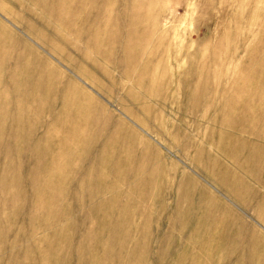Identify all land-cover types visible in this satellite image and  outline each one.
I'll list each match as a JSON object with an SVG mask.
<instances>
[{
    "label": "rangeland",
    "instance_id": "1",
    "mask_svg": "<svg viewBox=\"0 0 264 264\" xmlns=\"http://www.w3.org/2000/svg\"><path fill=\"white\" fill-rule=\"evenodd\" d=\"M133 24L142 28L137 27L139 39L131 41ZM0 32L4 67L17 62L40 75L50 71L49 65L58 74L51 110L39 103L23 107L33 115L37 108L44 112L30 120L36 132L31 143L14 148L24 152L19 161L5 152L8 138L0 137V264H41L50 255L54 264H115L107 253L115 220L102 221L101 214V227L89 218V204L80 207V216V208L69 202L70 184L80 176L81 164L70 169L71 183L61 196L69 197V221L61 223L55 218L59 211L45 208L57 204L63 213L66 201L58 197L39 204L29 198L34 192L28 167L34 166L28 146L61 111L65 90L74 100L88 95L87 115H98L96 128L85 129L87 145H75L76 153L101 145L102 137L92 139L100 128L118 129L139 177L150 182L146 199L135 184L119 186L121 192L135 191L122 202L127 208L137 202L151 215L145 237L136 232L144 228V218L131 217L135 242L152 249L148 264H173L182 256V264H264V0H0ZM27 88L29 81L16 95L1 90L8 104L0 103V113L7 107L13 116L6 115L14 120L12 109H21L12 106L11 97ZM8 115L0 120H5L0 126L4 133L13 128ZM103 178L110 182L114 176ZM37 205L45 210H34ZM89 228L96 236H86ZM63 229L59 237L56 232ZM210 235L225 236V248ZM32 238L48 242L28 249ZM119 245L112 246L118 255L125 253Z\"/></svg>",
    "mask_w": 264,
    "mask_h": 264
},
{
    "label": "bare ground",
    "instance_id": "2",
    "mask_svg": "<svg viewBox=\"0 0 264 264\" xmlns=\"http://www.w3.org/2000/svg\"><path fill=\"white\" fill-rule=\"evenodd\" d=\"M93 5H95V4H93ZM46 6H48V5H46ZM51 8H52V6H51ZM44 9H45V6H44ZM56 10H58V9H56ZM56 10L54 7V11H56ZM145 10L146 9H144V11ZM45 11H46V9H45ZM49 11H48V13H49ZM138 12L139 11L137 10V13ZM7 14H9V13H7ZM143 15L146 16L145 12H143ZM146 17H144V18L148 19L149 13L147 14ZM103 21H105V20L103 19ZM67 24H70V23H67ZM137 27L142 28L140 24H137L136 26L133 24L131 28L129 27L130 31L128 32V37L131 41L133 39L134 40L139 39L138 36H139L140 28H137ZM70 28H73V27L70 26ZM4 32H5V30L2 29V33H4ZM70 33H71V31H70ZM2 39L3 38H1V32H0V91L7 89L11 92H14V94H15L16 92H18V90L20 91L21 88H23V86L26 82L29 81V88H27L28 89L27 92L25 91V93H19L16 97L12 94L13 95L12 97H14V98L11 97L12 102H13L12 106H17V107H20V109H21V110H19L18 108L14 109L10 105V107L13 108L12 110L17 112L16 118H14V120L10 118V116L12 117L13 115L11 112H10V114H11L10 115L5 110V109H7V107L6 108L4 107L5 108L4 111L2 110V112L0 113V120L7 117V115L9 114L10 116L9 115L8 116L13 122V125H12L13 128L9 132L4 133V131H0V137L3 136V134H4V137L8 138L9 145H7L8 147L5 149V152L7 154L13 153L14 156L16 157L14 159H18V161H19L21 159L20 154H23L24 152L21 153V151H18L16 149L15 150L17 152L16 153L13 150L15 147H17L22 142H24V144L25 143L27 144L29 142L28 139L32 138L35 135V133H36L34 131L35 128H34V126L31 125L30 120L34 119L36 117V115L42 114V111H43V109L41 111V108H37V109H35L36 115H33V113L27 112L26 108H23V107H25V105L29 104V103H33V104L39 103V105L40 104L41 105L46 104V106L51 110V104H49V103L52 100L51 99V96H52L51 91L53 88L52 84H53V80L56 78L55 74L56 75H58V74L53 70V68L49 67V65H45L44 62L42 64H44L50 71L43 73V74H41L42 71L41 72L39 71L40 75L38 73L35 74L32 70L33 68L30 69V67H28V65H25V64L20 65L17 62H15L13 64L10 63L11 64L10 66L6 65V67H4L5 66L4 65L5 64L4 58L6 56V52L4 49L1 48ZM93 45H95L96 49L98 50V48H99L98 43L94 44V42H93ZM139 45H140V43H139ZM12 50H13V48H12ZM94 50H95V48H94ZM129 50H131V49H128V51ZM9 55H11L10 52H9ZM15 56H17V55H15ZM38 57H39V55H38ZM16 58H18V57H16ZM19 59H17V60H19ZM26 59H27V57H26ZM26 59H24V60H26ZM130 60H132V59H130ZM19 62H21V61H19ZM131 62L135 63L133 61H131ZM15 65L17 66L15 68L16 70L13 69ZM44 65H42L41 67H43ZM38 66L40 67V65H38ZM9 68L12 69V71H9L10 70ZM17 72L19 73V75H21V77H19ZM54 84H55V82H54ZM53 90H55V88H53ZM70 93H72V92H70ZM76 95L77 94H75L74 96H76ZM75 98H77V97H75ZM78 98L79 99L74 100L70 96L69 91L65 90L62 93V96L60 99V100H63L62 101L63 104L59 100L61 103V106H62V108L60 109L61 111H59L58 114H55V115L53 114L52 121L50 124H47V122L44 123V124H47L45 126V130L43 129L45 131V134L40 135V134H42V133H40L38 136H36L33 143L31 144V146H28L29 149L28 148H27L28 150L26 149L27 152H29L30 157L32 158L30 161L34 166L33 169H31L27 166V165H29V164H26V163H28L26 160L29 159V156L27 155V159L26 160L23 159V161H25L26 166L28 167V169H30L29 172H31V175L33 176V180H32L31 185L33 186L32 191L34 192L33 197H32V194L30 193L31 197H29V198H33V200L36 201L37 203H39V202L46 203V201L48 199L56 200V198H58V197H59L58 199L60 200L61 203L65 202V201L67 202L68 201L67 199L69 197L67 196L66 198L65 197L63 198L61 196L64 194V192H63L64 187L71 183L72 178L70 176V169L74 166V164H81L82 165V169H81L82 173H80L81 172L80 171L79 172L80 176L75 178V180L72 181L73 183L70 184L73 186V189L72 188H71L72 190L70 189L71 191L69 193V195H70L69 202H71V201L74 202L73 204H74V207L76 210H77V208H80L84 204H89L90 206L88 208L87 214L89 215V218H91V220L94 221L95 223H98L99 226H101L100 225L101 218H102V221H108L107 218H109V217H111L112 221H113V219L115 220L114 221L115 225H114V223H112L113 226H111V227H113V229L111 230V227H110L111 231H109L112 233V234H109L110 237L108 238L109 244H111L110 245L111 247H108L109 244L107 245V253L115 264H148L147 260H151V258L153 257L152 249L149 247V245H147L145 243H142V242L140 243V241L135 242L134 237H133V232L136 229H132V227H131V224H132V222H131L132 218L131 217H138L140 219L144 218V219H142L143 222L145 223L144 228L137 229L136 232L144 234V237H145V235L147 233L148 223L151 219V215L146 214L145 211L143 213L142 212L143 210L140 208V205L137 202H136V205L134 206V208H127L123 203H125L127 200H130L133 192H135V191L132 189V190H126L125 192H121V189L119 188V186L125 184L126 186L131 187L135 184L137 187V191L141 190L144 193L142 199H146L148 197V196H146V193H147V191H149V183L150 182L148 180H143L142 178L139 177L140 169L139 168L136 169V167L134 165V159L132 158L131 153L126 152L125 146H124L125 138L123 137L122 132H120V130H118V129H112L111 127L108 128L106 126H104L103 128H100V130H98L96 132V136L92 135L93 136L92 139H93V141H96V140H98V138L102 137L101 145H99L97 148L94 149V147H91V145L94 144L91 141L93 143L90 145L91 148H86L85 151L82 153H81V151H80V153H76L75 150L77 148L75 149L74 146L77 144H79V146H82V144L88 143V141L85 142L86 139L88 140V138H86V136L84 134L85 131L87 132V130H85V129H88V132L90 130H92L93 128L95 129L96 125H97L96 124L97 123L96 118L98 116L97 114H95L96 116L94 114L87 115V111H89L91 109L90 104H89L90 99H89L88 95L83 94ZM0 103L7 105L8 104L7 98L0 96ZM6 105H3V106H6ZM5 111L8 113L7 115H6ZM57 111H58V109H57ZM9 118L6 119L7 123H9V121H8ZM3 121H5V120H3ZM2 122L0 121V124ZM101 123L102 122L100 121V126H101ZM4 124H6V123L4 122ZM6 125H11V124H6ZM0 126H2V124ZM4 126L5 125H3V128H4ZM123 127H124V125H123ZM91 134H93V133H91ZM22 135H24V136H22ZM53 139H55V140L52 141ZM27 140H28V142H26ZM49 142H51V143H49ZM29 143H31V142H29ZM95 144H96V142H95ZM81 150H82V148H81ZM27 152H26V154H28ZM75 157L77 158L76 161L74 160ZM1 160L2 159L0 158V162H1ZM7 161H9V160H7ZM2 162H3V160H2ZM14 164H13V166H14ZM1 165H0V167H1ZM15 165H17V164H15ZM2 166H4V165H2ZM13 166L11 169H13ZM16 167L17 166H15L14 169H16V171H17L19 166L17 168ZM22 167H23V165H22ZM1 169H2V167H1ZM5 170H7V169H5ZM6 172H8V170ZM18 172L20 173V171H18ZM21 172L24 173V171H22V170H21ZM106 173L114 176V179H112V181H110V182H107L105 180V178H103V176ZM5 174H3V175H5ZM24 174L26 176V172ZM7 175H8V173H7ZM40 175H43V177ZM2 177H4V176H2ZM6 177H8V176H6ZM29 177H30V175H29ZM40 177H41V179H40ZM16 178L18 179V177H16ZM93 178H97L98 180L95 181L93 184H91L90 182L92 181ZM4 179H5V177H4ZM1 180H3V179L0 177V181ZM21 180H22V178H21ZM3 182H5V181H3ZM18 182H20L19 179H18ZM25 182H26V180H25ZM27 182H29V181H27ZM16 186H19V185L16 184ZM88 188L92 189L93 192H91L89 194L87 192ZM66 190H68V189H66ZM19 194H20V192H19ZM48 201H50V200H48ZM69 202H67V204H65V207H63L64 204L62 205V207L65 208L63 213L61 212V208L57 204H47V206L45 204H43V205H44V207L46 206L45 207L46 209L48 207L49 211H59L58 212L59 214L57 212H55V214L57 213L58 215L56 214L57 216L56 217L54 216V217L59 219L60 222L64 224L66 221H69L68 220V213H70ZM55 203H56V201H55ZM37 207L39 208L40 206L37 205L36 208H34V210L35 209L37 210L38 209ZM30 208H31V206H30ZM41 208L42 207H40L38 210H40ZM63 208H62V210H63ZM42 209L45 210L44 208H42ZM31 210H32V208H31ZM78 210L79 211H76V212L78 215L81 216L83 208H80ZM73 211H74V208H73ZM30 213H32V212H30ZM101 214L103 217L101 216V218H99V216ZM111 220H109V221H111ZM24 221H26V220H24ZM213 223H212V226H213ZM24 224H25V222H24ZM108 226H105V227L109 228ZM28 228H29V226H28ZM31 228H32V226H31ZM46 229H49V228H46ZM121 229L124 230V234L121 235L122 237H120V232H121L120 230ZM30 231H33V230H30ZM49 231H50V229H49ZM73 231H74V229H73ZM96 231H98V232H96ZM96 231H95L96 234H98V233L101 234L100 232H102V231H100V229H98ZM202 231H204V230H200L199 233ZM90 232L93 233V235H95L94 230L92 228H89V231L88 230L86 231V236H88V233H90ZM197 232L198 231H196V233ZM56 233L60 237V235L65 234V230L64 229L62 231L59 230ZM57 234H56V236H57ZM73 234H72V236H73ZM31 235H32V233H31ZM49 235H51V234H49ZM77 235H76V238L78 237ZM80 235H82V234H80ZM106 236H108V235H106ZM210 236L212 237L211 240L216 241L218 245H220L221 247L225 246V244H226L225 236H221V237H218L215 239H213L212 235H210ZM21 237L22 236H20V238ZM25 237H27V236H25ZM57 237H56V240H57ZM18 238H19V235H18ZM83 238H85V237H83ZM48 240L50 242H53L52 238H49ZM43 241L48 242V241H45L44 239L38 241V240H35L34 238H32L31 240H28L26 247H28V249H29L32 246L33 247L32 249H35L34 247L37 246L38 244L42 243ZM54 242H55V240H54ZM117 242L118 243L120 242L119 249L124 250L125 253L118 255V251L116 252L114 250V248L112 249V246H114ZM52 245L53 244L51 243V246ZM23 247H25V246H23ZM15 249H17V248H15ZM26 250H27V248H26ZM29 251L32 252L33 250H29ZM44 251H43V253H44ZM188 253L189 252H186L185 255H187ZM19 254H21V253H19ZM52 255H53V253H52ZM247 255H248V253H247ZM247 255H246V257H248ZM184 257L185 256H182L178 259V261H176L174 263L172 262V263L173 264H182ZM53 258L50 255L41 264H51L53 262ZM241 258H242V256H241ZM246 262H247V259H246ZM55 263H56V261H55ZM52 264H54V262ZM155 264H159V262L158 263L155 262ZM192 264H196V262L194 261V262H192Z\"/></svg>",
    "mask_w": 264,
    "mask_h": 264
}]
</instances>
